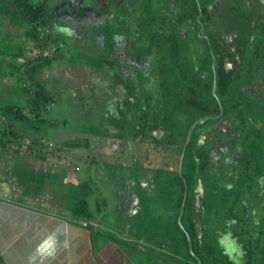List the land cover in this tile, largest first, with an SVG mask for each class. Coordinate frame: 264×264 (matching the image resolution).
Returning a JSON list of instances; mask_svg holds the SVG:
<instances>
[{
	"label": "crops",
	"instance_id": "1",
	"mask_svg": "<svg viewBox=\"0 0 264 264\" xmlns=\"http://www.w3.org/2000/svg\"><path fill=\"white\" fill-rule=\"evenodd\" d=\"M15 19L21 22L16 17ZM6 22V16L0 12V117L9 122L14 121L17 125H24V129L19 128V132L26 136L41 129L39 127H43V130L38 134L41 138H35V142L31 140L27 146L24 143L18 144L16 140H19V134L14 130L10 143L18 147H13L14 145L5 143L3 137L0 138V264H194L188 256H178L180 249L186 254V244L184 240L182 243L176 240L178 228L175 226L174 203L165 208L168 216H175L171 221L167 218L166 225L159 223L160 212L156 219L158 224L150 221L152 215H157L154 212L157 210H153L152 205L155 186L160 184V161L172 173L167 182H172L171 178L174 181L175 169L174 166H169L175 162V157L177 162L179 144L178 141L174 142L167 155L163 156L162 148L157 142L164 135V129L157 123L155 129L147 131L149 136L144 139L146 142L136 144L138 136L131 133L129 128L133 127L129 114H133L134 105L127 108L124 116L120 107L121 93L117 92L118 89H123L128 74L133 71L130 60L134 54L131 56L127 49L122 60L117 62L114 57L115 61L110 63L109 68L116 66L118 72H110L104 80V88L101 84H96L102 80V76L96 78L98 82L91 83L85 77L92 74L95 68H104L103 73L109 72V68L105 67L108 54L100 42L96 43L97 46L94 44L92 52L83 51L78 55L83 58L80 65L75 64L77 60L72 55L69 56L67 61L73 63L72 67L64 63L58 65L56 59L45 58L44 62L29 57L31 62L27 68H23V80L17 74V63L7 58L8 54L19 57L16 55H21V49L16 50L19 53L8 49L6 51L5 44L7 46L15 38L6 31L7 28L10 29L8 23L3 27L2 24ZM116 26V22L109 20L103 29L108 32ZM95 30L94 33L101 37L100 30ZM24 39L29 45L36 46L40 38L31 29L25 33ZM136 59L137 64H140L139 55ZM4 73L9 78H17L16 81L6 82ZM54 74L61 77V80L54 78ZM167 77L171 78L169 75ZM40 79L47 82L41 88L37 86ZM162 82L170 81L165 79ZM255 86L263 92L262 84ZM93 88L99 91L107 88L105 91L108 92L105 97H101L103 103L96 109L91 105L89 108L83 105L88 99L94 98ZM41 92L45 94L47 102L41 100ZM52 100L54 105H50ZM143 107L142 111L147 110V106ZM8 108L13 109L11 113H23L32 124L15 120L13 115L8 114ZM122 117L124 126L121 124ZM186 121L187 119L182 120L180 131L186 128ZM150 124L151 122L146 123L147 126ZM2 135L4 136V132ZM48 139L55 146L47 148L42 145V141ZM37 142H40V146ZM66 143L82 145L72 146L77 151L73 154L74 149H68L70 147L65 146ZM247 148L245 144L244 149L252 156L254 151ZM93 149L98 150L97 154L89 156ZM257 153L263 155L264 159V152ZM134 154L146 157L147 160L142 165L135 161ZM259 161L262 163L255 168L253 178L257 185L264 183V161ZM240 171L241 169L237 171L238 174ZM88 176L91 178L89 181ZM237 179L238 177L225 180L222 187L227 189ZM102 190L108 193L105 201L99 203L96 196L101 198L99 192ZM78 191L85 195L79 199L86 201L82 206L90 212L89 218H81L76 214L77 203L73 205L69 201L70 193L77 195ZM259 193L257 199L263 207L264 186L259 188ZM146 205L150 208L146 209ZM151 210L153 212L149 213ZM143 212L150 216V231L147 230L148 225L143 228L139 221ZM193 219L196 218L187 219L189 225L194 222ZM83 221H93L96 227H84L81 223ZM163 227L171 233L170 241L160 234ZM138 233H142L144 238ZM216 244L219 247V235ZM239 245L242 258H229L224 253L223 256L234 264H253L248 262L252 259L245 253L244 247L240 243ZM200 247V243L194 244L195 249ZM188 249L187 254L191 255L192 249L189 246Z\"/></svg>",
	"mask_w": 264,
	"mask_h": 264
},
{
	"label": "rangeland",
	"instance_id": "2",
	"mask_svg": "<svg viewBox=\"0 0 264 264\" xmlns=\"http://www.w3.org/2000/svg\"><path fill=\"white\" fill-rule=\"evenodd\" d=\"M28 1L38 4L43 0H28ZM131 1L132 0H49L50 4L52 3L53 6L50 8L49 13H48L49 25L47 27L42 26L40 24H29V23L17 22L14 14H12L9 9H5V10L1 9L0 12L2 15L6 16V21H7L5 24H2V25L4 27L8 23L9 24L8 26L10 29L7 28L6 31L9 35L15 37L13 38L14 40L13 42L11 41V43L8 44L7 46L5 44L6 51L8 49L9 51L11 50L10 52L14 53V52H17L16 50H18V48L21 49V55L19 52H17L19 54L16 55L19 57L11 56L8 54L9 57L7 58H10L12 62L15 61V63H17V66H16L18 70L17 74L19 73L20 77L22 76L21 78L23 80L25 79V77H23L24 72H25L23 68H27L30 64L29 62H31L28 59L29 57L35 58L36 61H44V62H46L45 58H47V60H49V58L51 60L56 59V63L58 65H60L61 63H64V64H68L69 67H72L73 63H71L70 61H67L69 56L72 55L73 59L75 58L77 60L75 64L80 65V62H82L83 58L79 57L78 55L81 54L83 51H87L88 53L92 52L94 44L99 42L100 40H103L107 44L108 49H109V51L105 52L108 54V57H107L108 61H106V65H105L106 68H109L110 63L115 61L114 57H116L117 62L122 60L126 55L127 49H129V51L134 54L133 60H137L136 59L137 58V38L134 35V33L136 32V29L135 27H131L132 15L128 13L130 6L132 4L136 5V0H133L130 6H128V3ZM177 1L179 2L180 0H177ZM250 1L257 10L256 13L251 15L252 18L251 19L249 18L250 25H251L250 30L252 31L255 28L257 16L262 15V12L264 13V8L259 7L257 0H250ZM214 5L215 7H217L218 5L219 6L221 5L222 9L224 8L223 11H228V14L226 16V18H228V16L233 12L231 11V9L236 10L235 5L237 6L238 3L232 2V1L226 2L225 0H215ZM202 6H204L205 8L204 7L202 8ZM212 6L211 4L207 6L203 2V0H198L197 5H196L197 14H198V17L202 18L201 21L199 20V18H197L196 21L198 25L204 22L205 20L204 16L206 15V11L208 10V8L211 9ZM224 6L229 7V9L225 8ZM82 8L88 10L89 12H87L86 10H83ZM94 10H99V11H96L94 13ZM202 10H203V15L201 16L200 12H202ZM161 11L163 13H167V11H164L163 9ZM127 14H128V20H126ZM229 17H231V15ZM109 20L111 22H116L117 23L116 28L118 27L119 28L110 29L108 32L105 28L103 29L104 24L106 23V21H109ZM229 20L230 22L235 21L237 20V17L229 18ZM235 23L236 25H238V22H235ZM184 27H186L187 29L188 27H190L191 30L188 29L189 30L188 36H193V29H192L191 23L185 24ZM95 28L97 30L98 29L100 30L102 36L105 34L104 37L97 36L94 33L96 32ZM241 28H243V26ZM31 29H34L38 33V37L40 38L39 43H36V46L29 45L28 42H26V40L24 39L25 33ZM234 30H235L234 35L236 37L235 39L231 38L230 40L233 39L232 41L235 43L237 42L236 38H237L238 33H237V28H235ZM200 31H201V28L198 30V33H197L198 40H195L196 42H195L194 53L190 54L189 58L185 56L186 61L188 62H184L183 64H179L175 62L174 66L171 65L168 68L161 66L159 62L158 64L159 69L157 71H150L149 75H146V74L143 75V74H140V72L136 71V74L133 77L134 84L133 85H127V84L123 85L124 87L122 90L121 89L117 90V92L121 93V98H120L121 102L123 103L130 102L132 106L133 105L137 106L136 114L138 115H139V112L141 111L140 109L141 107L139 105H142L143 107V103H149L151 105V109L153 110V112L156 115H158V110L154 109V106L158 104V98L161 97L162 95L160 94L159 91H156V93H150L148 91L152 89H153L152 91L160 90L162 89V87H148V85L152 83L153 80L157 81L159 85V82L167 74L170 76L176 75L177 77L185 76L187 78L182 80L184 82V84L182 85L184 88L182 90L183 98L185 97L191 98L193 102L192 107L194 108L195 107L204 108L208 104L212 106H217L219 113L216 116L219 117V121L217 122L214 121L212 125L216 126L218 123L222 122L221 115H220V109H219V106L221 105H220V100H219L218 89L216 92L214 91V82H212L211 87L209 88L208 84L203 82L204 81L202 79L203 77H201L198 71L199 66L194 65V62L200 63L201 60L207 58V51L210 50L209 49L210 46L211 48L215 50L214 54L217 51V48L215 47V45L213 43L210 44V41L208 39V36L210 34H208V36L206 34H200ZM226 34H228V32H226ZM255 35H259V32L256 31ZM259 44H260V39L255 37L254 46L257 49L259 48ZM61 45L62 47H60ZM238 52L239 51H235L236 54H238ZM254 53L256 54V52ZM254 53L248 52V55L251 54V56H253ZM171 55L172 54H167L165 55V58H167L168 61H171ZM200 55L202 56V58ZM91 56L93 57V55ZM261 57L264 60V57L262 55H260V58ZM63 58L66 60H64ZM219 58H220L219 55H217V61H219ZM238 58L239 57H237V59ZM95 62L98 63V60H96ZM99 62L101 63V61ZM133 65L134 64H131V66ZM188 65L190 66L191 69L194 70V71H190L189 75L185 71L180 70V69H185V68L187 69ZM244 65H245V69L250 71L249 75L251 77L247 79V83H246L247 86L244 87L246 94H243V96L239 95L240 94V91H239L240 84L244 85V83H242V79L239 78V80H237L236 78H232L233 80L238 81L237 83H234V86H233L235 87L237 85L238 90L236 92L234 91V89H232L234 91V95L233 96L229 95L230 97L229 100L234 101L236 100L237 97L239 96L242 97L241 105H239L237 108L233 107L232 111L233 113H239L240 116L242 117L241 118L242 120L247 119L251 121L253 133L249 134L248 138H249V146H252V144L257 143V142L262 143L264 140V132H260L259 134L254 133L264 128V110H262L263 104L261 102H256L261 97L260 94H262V92L259 91L258 86H255L254 89L252 88V85L263 84L261 78L264 77V63L261 61L260 64L257 65L256 63L252 64V63L245 62ZM84 67H87V66L84 65ZM248 67H252V69H248ZM47 69L49 68L47 67ZM102 69L104 68H101L99 70H96L95 68L92 71V74H87L85 77L88 78L87 79L88 82L89 83L98 82L96 81V78L99 76H102V80H101L102 82L99 81V83H96V84L98 85L101 84V87L104 88V86L106 85L104 83V80L107 79L108 76L110 75L111 68H109L108 73H103ZM70 72H72V70H70ZM5 76H6V82L9 80L15 82L17 79V78H9L7 73L3 74V78ZM213 76H216V73H214ZM54 78L60 79L61 77H58L57 75L54 74ZM249 79L252 82L251 84L250 82H248ZM45 84H47L46 80L40 79L39 83H37V86L41 88ZM186 85H187V88H185ZM199 86L203 87L202 93L200 91H196V89ZM194 87H197V88H194ZM110 88L111 86L108 87V90H110ZM106 89L107 88H105L103 91H99V89L93 88L92 94L94 95L93 96L94 98H91V100L88 99L86 103H83V105L87 106L88 108L90 105H91L90 107H93L94 109L99 108V106H101L103 103L101 101V97L102 96L105 97L108 94V92L105 91ZM134 94L139 95V96L135 97ZM72 95L77 96L74 93H72ZM145 99L149 100V102H145ZM212 100L216 101L217 105H214L211 102ZM224 100H226L225 97H224ZM248 101L249 102L254 101V105L249 115H248L249 110L246 107L250 105ZM160 104L162 106L161 102ZM50 105H54L53 100L50 101ZM127 108H128L127 106L122 107L123 109L122 112L124 116H125V113H127ZM207 116H210V115H207ZM205 117L206 116L200 118L199 116L197 117V115L189 116L188 123L194 119L193 120L194 122L193 121H192L193 123L191 122L193 125ZM178 121H179L178 116L176 117V115H174L173 125L169 128V130H167V128L165 127V130H167L165 131V135L161 136L157 142V144L161 146L162 148L163 155H167V151L169 147L174 144L175 140L173 138V134L177 131V134L179 135V131H180L179 129L181 125L179 126ZM158 122L159 121L157 120V124L159 125ZM223 123L226 124L227 121L225 120L223 121ZM121 124L123 126L125 125L124 117H122L121 119ZM202 125L203 123L196 124L197 129L201 128ZM19 128L24 129V125L22 124L17 125V123H15L14 121L9 122L7 120H3V118L0 117V133L2 134L4 132V136L3 135L1 136L0 134V138L3 137V139H5V143L14 145L13 147H18V145L16 146L14 143H10V140L13 139V136L11 135L13 130L16 131L17 134H19L17 135V137H19V140H16L19 145L24 143L25 146H27L29 143H31V140L35 142L37 138H41V136H38V134L40 130H43V127H39L41 129H38L32 132L31 135L28 134L27 136L24 133L19 132ZM134 128H138V125L134 126ZM219 130H221L220 127L218 128V131ZM225 130L227 131L228 128L225 127ZM50 139H48V143H50L51 146L52 145L55 146V143ZM57 140H59L58 137H57ZM37 143L40 146L39 144L40 142H37ZM37 143H34V144H37ZM220 143H222V141ZM200 144L201 142L198 143V146H200ZM50 145H47V148ZM64 145L70 147L68 149H74L73 147H75L76 145L80 146L82 145V143H77L76 145L72 143H66ZM217 145L218 144L215 143L214 145L210 146V153L212 155L211 161L213 162V164H219L218 161H221L222 167L220 165L219 167L225 168L223 170L228 169V173H227L228 177L225 173H223L222 176L218 175L214 179L212 178L211 173H208L207 171H204V170L202 171L200 169L199 176L196 178L197 179L196 182L192 180V183L189 187V194L187 195V197L189 201L193 199V185L196 184L199 180L203 186V189L205 190H204L203 197L199 201V204L202 207V209L199 212L200 217L198 216V218L200 220H204L206 216L215 215L219 221V226L217 227V229L214 228L215 230H213L212 228L210 231L216 236L219 235V247L221 248V252L227 255L229 258L241 257L242 249L240 248L239 242L241 243V246H243L242 242H245L244 239H247L246 242H249V243L253 242V244L250 243L252 247L255 246L254 244H258L259 242L260 243L264 242V226H261L264 223V206L263 207L262 205L260 206L259 200L257 199V196L260 195L259 188L264 186V183L262 182L260 185H257L255 182H253L254 180L253 178L256 174L255 166L257 164L258 165L260 164L259 159H262L263 161L264 159L262 158L263 155H259V153H253L252 155L253 159L251 163L249 164L247 162H243L241 166V171L238 176L237 161L243 153L239 150H236L232 152L229 156L230 152L228 150L227 144H225V146L219 147V151H218V147L214 148V146H217ZM249 146L247 150H250ZM70 151L72 152V150ZM97 152L98 150L96 151V149H93L92 152L89 154V156L93 154L96 155ZM182 152L183 151H181L180 154H182ZM76 153L77 151H75L74 149L73 154H76ZM70 155H72V153H70ZM228 156L230 157V159L228 158ZM187 160H189L188 152L185 156L184 164L186 163ZM160 165H161V169L158 174L162 180H167L168 177L165 173L166 170L168 171L167 166H165L162 161H160ZM58 166L59 165H55V167H58ZM172 166H174L175 170H177V167L173 163H171L170 168ZM162 169L163 171H161ZM191 169H192V166H189V169L187 171L183 169L182 172L183 173H185V171L189 172L191 171ZM216 169L219 170V168L217 167ZM235 173L238 179L235 180L233 184H229L227 186V189H225V186L222 187V184L223 182H225V180L237 178V177H234ZM90 179L91 178L88 176V181ZM178 184H179V181L176 178L174 182L173 181L170 183L166 182V183L158 184L157 186H155L154 204L152 205V208L153 210H157V211H154L157 213V215H152V218L150 219V221H153L154 224H158V221L156 219H157V216L159 215V212H160V216H159L160 224L166 225L167 218H169L171 221V219L175 217V216L172 217V215L168 216L166 214L167 212L165 211L166 210L165 208H167L168 206L171 207L173 203L174 204L177 203V198L179 195V191H178L179 185ZM231 192L233 193L230 194ZM99 193L101 195V198L100 197L98 198V196H96V199L98 200L99 203L101 201L104 202L105 195L108 192H105V190H102ZM257 193L259 194L253 196L254 194H257ZM238 194H241V195L240 197L237 198ZM82 197H85L82 191H78L77 195L70 193L69 201L72 202L73 205H75V203L80 202L79 198H82ZM0 198H2V196ZM182 200H183V196H182ZM81 202L86 204V201L84 200H81ZM203 202H206V204L202 206ZM80 205L82 204L80 203ZM244 207H246L245 210H244ZM145 208L146 209L150 208V206L146 205ZM231 209H238L241 211L240 216H238L237 220H233L234 221L233 223H231L232 220L228 219L229 217H227V213H229V211H232ZM205 210H206V215L203 216L205 214ZM150 212H153V211L151 210L149 211V213ZM175 213L177 215L176 208H175ZM231 213L234 214L233 211ZM141 215L142 216L139 218V221L141 222L143 228L148 225L147 230H149L148 228L150 227V221L148 220V218L150 216H146L144 212L141 213ZM212 219L213 218H208L206 222L207 223L214 222ZM176 221H177V218H176ZM193 221H194L193 223H195V226L199 227L197 224L198 223L197 219H193ZM184 223L187 229L190 230L191 225H189L188 222L186 221H184ZM209 224H207V226L204 224H200L201 234L198 235L199 237L200 236L203 237L202 229L203 228L208 229L210 226ZM165 228L166 227H163L162 229L164 230ZM162 229H160V234L170 241V239L172 238L171 233H168L167 230L163 231ZM180 229L179 228L176 229L177 234L175 236H176V240L182 243L181 241L183 240V238L181 236L182 234L180 232ZM230 229H233L234 232L237 234L244 235L245 238L239 235L232 239V236H230L232 232L231 234H229ZM149 231H147L146 233H149ZM207 231L205 230L204 233L210 234ZM182 232L184 233L185 231H182ZM138 235L139 236L141 235L144 238V235L142 233H138ZM234 240H238V241L236 242ZM180 250H179L180 255L178 256H186V257L188 256L187 247L184 248V250L186 251V254H183V251L181 252ZM252 250L255 251L253 248ZM191 255H193L192 251H191ZM260 255L261 254H259V256ZM245 258H246V261H248L246 256ZM261 259H262L261 257L255 258L253 260H249L248 262L249 263L259 262L261 261Z\"/></svg>",
	"mask_w": 264,
	"mask_h": 264
},
{
	"label": "trees",
	"instance_id": "3",
	"mask_svg": "<svg viewBox=\"0 0 264 264\" xmlns=\"http://www.w3.org/2000/svg\"><path fill=\"white\" fill-rule=\"evenodd\" d=\"M192 2V6L195 7L196 9V1L198 2V0H190ZM227 1H232V2H240L242 0H225ZM185 2V1H184ZM203 2L209 6L211 4V6L213 5V3L215 2V0H203ZM0 11L5 10V9H9L17 18V20L21 21V22H27L30 24H40L42 26L47 27L49 25L48 23V13L50 8L53 6L52 3L50 4L49 0H43L38 4L29 2L28 0H1L0 1ZM166 4V3H165ZM163 4V5H165ZM241 5L243 6V8L241 7ZM225 8H228L227 6H224ZM246 6L244 4H238L237 6L235 5V9L233 10L231 9V11H233L230 15L231 17L228 16V18H226L228 11H223L224 8L222 9L221 5L219 6V15L217 14L218 11H214L208 8V15L209 16H219V30H215L212 33L209 32L208 34H210L208 36V34L206 33V35L208 36V39L210 41V44L213 43L215 45V47L217 48V51L214 54V49L211 48V46L209 47L210 50L207 51V58L203 59L200 61V63H196L194 62V65H198V71L201 75V77H203L202 79L204 80L203 82L207 83L209 88L211 87V84L213 82V74L216 73V84H217V88H218V92H219V100H220V105L223 109V116H229L231 117L234 122H236L237 126L241 129L242 126L240 123L243 122V120L241 119L242 117L240 116L239 113H233L232 108H237L239 105H241V100H240V96L238 97V99L236 100H232L231 102L229 101L230 97L229 95L232 92V88L234 86V83H237L238 81L233 80L232 78H236L237 80H239V78H243V76L245 75L244 71H247V76L250 73L249 70H245V65L244 63H256L257 65L260 64V62L262 61L264 63V60L262 59V57L260 58V55H262L264 57V42H260L259 44V48L257 49V55H253L251 56V54L248 55V52H252L253 51V46H254V41L253 42H249L250 40V35L254 33H256V31L259 32V35H255V37L259 38L260 41L262 40V38H264V14L262 15H258L257 16V21H256V25L255 28L251 31V25H250V18L249 16L253 15L252 13H248L246 8ZM181 9V8H180ZM179 9V11L184 12V8H182L181 10ZM244 9V10H243ZM197 10V9H196ZM245 11V12H244ZM250 14L248 16V14ZM133 14V13H132ZM208 17V16H207ZM233 17H237V20L230 22L229 18H233ZM176 19V17H175ZM126 20H128L126 18ZM205 21V20H204ZM131 22L132 19H131ZM235 22H238V25H236ZM133 26H135V24L132 23ZM191 25H192V29H193V36H190V42H191V50L186 49V47L184 45H182V47L179 48V51L177 52V54L183 59V61L180 60V57L178 55L175 56L176 62L179 64H183L184 62H188L186 61V57L189 58L190 54H193L195 51V40H198L197 37V32L200 28V25H198L196 20H192L191 21ZM229 25V27H231L233 30L235 28H237V38L236 41L237 42H233L232 40L235 39V31H231L230 33L226 34V26ZM243 26V28H241ZM191 30V28H190ZM201 34H204L201 33ZM226 35V36H225ZM231 38H233L232 40H230ZM38 39V38H37ZM224 42V43H223ZM222 44H225L224 46ZM194 45V46H193ZM229 45H232L231 47L237 49L238 46H240V48H238L239 51V58L236 60V53L235 50L232 53H229ZM207 46V45H205ZM214 47V48H215ZM206 48V47H205ZM204 49V47H203ZM211 51V53H210ZM219 51V52H218ZM218 52V54H217ZM237 54V55H238ZM217 55H219V61H217ZM186 56V57H185ZM201 56V55H200ZM202 58V56H201ZM214 60V62H213ZM235 61H239V63L235 62ZM214 65V66H213ZM248 69H252V67H248ZM262 69V68H261ZM181 71H185L188 75L190 73V71H194L193 69L190 68V66L188 65L187 69H180ZM166 71V70H165ZM215 71V72H214ZM167 75H165V77L159 82V85L156 87H162V89L160 90H150L148 92L150 93H156V91H159L160 94L162 95L161 97H157L158 98V104H156L154 106V109L158 110V115H156L153 110L151 109V105L149 103H143V106H147V112L143 113V112H139V115L136 114V107L134 106L133 109V114H129L131 116V122L130 124L132 126H136L135 124H137L138 122V127H140V134H139V138L141 140L145 139L147 137V131L150 129H155L156 128V123L157 120L159 121V125L163 127L164 129V135H165V131L169 130V128L173 125V118L174 115H176V117L178 116L179 118V126L182 125V120L183 119H187L185 125L186 128L179 131V135L177 134V131L173 134V137L175 138V140H178V144H179V153H180V149L181 145L184 144L185 138H186V133L187 130L189 128L190 123L194 120H191V122L188 123V116H193V115H197V117L199 116L200 118L210 115V116H216L219 111H218V107L217 106H212L210 104L206 105L204 108H199V107H192L193 102L192 99L189 97H185L183 98V84L184 82L182 81L183 79L187 78L185 76H176V75H172L170 76L171 78H168ZM174 76V77H173ZM248 78H251L248 76ZM167 79L170 82H165L163 83L162 81ZM262 82H263V86H264V77L261 78ZM250 81V79H249ZM251 82V81H250ZM252 83V82H251ZM195 85V84H194ZM187 88V85L186 87ZM197 88V87H194ZM264 88V87H263ZM202 89L203 87H198L196 89V91H200L202 93ZM207 89V87H206ZM217 92V94H218ZM242 93H240L239 95H241ZM41 100H43L44 102H47V98L45 96V94L43 92H41ZM224 97L226 100H224ZM145 102H149V100L145 99ZM160 102L162 103V106L160 104ZM214 105H217L216 101L212 100L211 101ZM249 102V101H248ZM258 102H261L263 104L262 110H264V93H262L261 97L259 98ZM230 103V104H229ZM235 103V104H234ZM234 104V105H233ZM250 105L246 106L249 110L248 115L251 113V109L254 105V101H250L249 102ZM126 106L132 107L131 103H127L126 102ZM142 108V105H139ZM140 108V109H141ZM9 109V113L10 115H13V118L15 120L18 121H25L27 122V124H32L31 120L26 118V116L21 113V112H13L12 108H8ZM139 109V108H138ZM220 109V108H219ZM7 112V111H6ZM195 113V114H194ZM245 124L247 127H249V123L247 122V119L244 120ZM147 122H151L150 126H147L146 123ZM210 124V123H207ZM206 124V125H207ZM158 125V124H157ZM165 127L167 128V130H165ZM181 127V126H180ZM202 129L204 128L203 126H201ZM180 130V129H179ZM197 130H200V128H198ZM249 130V129H248ZM246 135H247V140L249 142V132L246 130ZM149 136V135H148ZM141 142H146V141H141ZM248 142H246L245 144H247ZM249 144V143H248ZM247 144V145H248ZM251 149V147L249 148ZM189 154V160L185 162V156L186 154ZM205 152V148L201 147L200 149H194V146L190 144L187 145L186 147V151L184 154V159H183V169H185L186 171L189 169V166H192L191 171H189L187 174L186 173H181V176L178 174V172H175V180L177 178V180L179 181V195L177 198V203H176V210H177V215L176 218H178L179 216V207L181 205V201H182V196H183V191L185 189L184 184H183V180L186 181V185H187V195L189 194V187L192 183L189 182L190 179L194 180V182H196V178L199 175L200 169H204V167H206L207 163H206V154H204ZM179 156V155H178ZM252 156L250 154V152L247 154V156L244 158V162L247 163H251L252 161ZM190 163V165H189ZM182 169V170H183ZM163 171V170H161ZM166 175H170V173L168 171H165ZM132 179V178H131ZM174 180V181H175ZM173 181V182H174ZM194 186V185H193ZM240 192V191H239ZM233 192H231L230 194H232ZM242 194V193H241ZM241 194L237 195V198L240 197ZM84 204L81 201L78 202L75 206V208H77L76 210V214H78L81 218H89L90 217V212L87 211L86 207L84 208V206L80 205ZM206 204V202L202 203V206ZM202 209V207H201ZM233 211L234 214H232V211H229V213H227V217H229L228 219L232 220L231 223H233V220H237L238 216H240L241 211L238 209H231ZM206 215V210H205V214L203 216ZM195 216H199L200 217V213L195 215L194 214V209L191 207V203L188 200L187 197V202L184 208V213L183 216L181 218V223H182V227L183 230L185 231L184 233L181 231L180 226L178 225V222H175V226H177V228L180 229V232L182 234V238L186 244L187 247V252H188V242L186 240V233L189 235L191 241H192V250L193 252L196 254V256L200 259L201 264H234L231 260H228L227 257L221 252V249L217 246L216 244V240L217 237L216 235H214L210 230L213 228V230H215L214 228L217 229V227L219 226V221L216 218V216L214 215H209L206 216L205 219L203 217L204 220H201V224H204L207 226V224H209V228L206 229H202L203 231V237L202 236H198V228L195 226V223H190L191 228L190 230L187 229L184 221L187 222V219L189 217L194 218ZM208 218H213L212 220L214 222H209L207 223V219ZM222 218V216H221ZM211 220V221H212ZM189 224V223H188ZM244 224V223H243ZM264 226V223L261 225ZM209 232L210 234H206L204 233V231ZM215 232V231H214ZM232 232V236L237 237L240 234H237L234 232V230H231ZM230 232V233H231ZM218 235V234H217ZM208 236V237H207ZM243 236L244 235H240ZM202 237V239H201ZM245 242H242L245 253H247L248 257L251 258L252 260L255 258H262L261 262L259 263H253V264H264V242L263 243H258V244H254L255 246L252 247L251 244H253V242H246L247 239H244ZM196 242L200 243L201 247L200 249H195L194 248V244H196ZM240 243V242H239ZM241 244V243H240ZM252 248L255 250L253 251ZM259 254H261L259 256ZM189 258L192 259L194 264H197L196 259L190 255V253L187 254Z\"/></svg>",
	"mask_w": 264,
	"mask_h": 264
},
{
	"label": "flooded vegetation",
	"instance_id": "4",
	"mask_svg": "<svg viewBox=\"0 0 264 264\" xmlns=\"http://www.w3.org/2000/svg\"><path fill=\"white\" fill-rule=\"evenodd\" d=\"M132 2L133 0L128 3V6H130ZM241 2L246 6L245 8L248 13L254 14L257 12L256 8L254 7V5L251 3L250 0H242L237 3L241 4ZM257 3L259 7L264 8V0H257ZM196 5H197V1H196ZM203 7L204 6H202V8ZM241 7L243 8L242 5ZM180 8L181 9L184 8V12L179 11ZM162 9L164 11H167V13H163L161 11ZM211 10L218 11L217 14L219 15V5L215 7L213 3ZM128 13L132 15V21H133L132 23L135 24V26L131 25V27H135L136 29L134 35L137 38V52L138 55L140 56V61H141L140 66L144 71V72L141 71L143 75L150 74V71H157V69H159L158 68L159 62L161 66H164L166 68H168L171 65L174 66L176 62L175 56L178 55L177 52L179 51V48L182 47V45H184L186 49L191 50L190 36H188L189 33L188 31L190 30V27H188L189 29L188 30L186 27H184V25L187 23H191L193 19L197 20V18H199L200 21L202 20V18L198 17L197 10L195 9L194 6H192L190 0H180L179 2L177 0H136V5L132 4L128 10ZM200 14L201 16L203 15V10L202 12H200ZM250 14H248V16ZM262 14L264 13L262 12ZM204 17H205V21L200 24V28H201L200 34L203 32L204 34L206 33L208 34L209 32L212 33L213 31L217 29L219 30L221 28V27L219 28V20H220L219 16H215V15L209 16L207 10L206 15ZM126 18L128 19V14ZM249 18H251V16H249ZM225 29L228 33H230L231 31H235L231 27H229V25H227ZM249 40H250L249 42H253V41L255 42L254 33L250 35ZM260 42H264V38H262ZM222 45L224 46L225 44ZM231 46L232 45H229V53H232L234 50L237 51L239 50L238 48H240V46H238L237 49H235ZM254 52L257 53V48L255 46H253V51L251 53ZM167 54H172L171 61H168L167 58H165V55ZM235 56H236L235 59L237 60L238 55L236 54ZM180 60L183 61L181 57ZM235 62L239 63V61H235ZM156 86H158V83L157 81L154 80L152 81V83L148 85V87H156ZM227 127L228 126H226V128ZM231 131L232 133H234V135L230 133ZM260 132H264V128L254 133L259 134ZM222 133L223 134L226 133L231 139H234L236 143L242 146L243 143L248 142L246 133H244L237 125L233 126L232 128H228L227 131L225 130L224 127V130L223 128H221V130L219 131L216 130L214 134L209 131L207 132L206 141L204 142L206 145L203 146L205 148L204 154H206V157L209 156L211 157L206 162L207 165L206 167H204V171L211 173L212 178L214 179L218 175L222 176L223 173H225L226 175L228 173V169L223 170L225 168H221L222 167L221 161H218L219 164L211 163V159H212V155L210 153L211 145H214L215 143L218 144L217 146H214V148L218 147V151H219V147L225 146V144L228 145V150H230L231 148V145L229 144L230 140L225 139ZM252 133L253 132L251 131L250 134ZM211 137L214 138L215 141L212 140ZM221 141L222 143H220ZM247 146H249V144ZM250 147H251L250 151H254L253 153L262 152L264 151V140L262 143L257 142L252 144V146H249V148ZM200 148L201 147H199L198 149ZM244 150L246 151V149ZM228 158L230 159V157ZM261 163L262 162L260 161V164ZM260 164L259 165L257 164L255 168L260 166ZM219 165L221 167H219ZM216 167L219 168V170L216 169Z\"/></svg>",
	"mask_w": 264,
	"mask_h": 264
},
{
	"label": "clouds",
	"instance_id": "5",
	"mask_svg": "<svg viewBox=\"0 0 264 264\" xmlns=\"http://www.w3.org/2000/svg\"><path fill=\"white\" fill-rule=\"evenodd\" d=\"M97 10H94V13L96 12ZM105 35V34H104ZM104 35L102 36V37H104ZM101 44H102V47H103V49H104V51L106 52V51H109V49H108V46H107V44L103 41V40H100L99 41ZM96 44V43H95ZM96 46H97V44H96ZM60 47H62V45L60 46ZM128 52H130L129 51V49H128ZM131 53V52H130ZM137 55H138V52H137ZM131 56H132V53H131ZM131 62H132V64H134L133 66H132V68H133V71L131 70V72L128 74L129 75V77H127V81H126V84L127 85H133L134 83V79H133V77L135 76V74H136V71L137 72H140V74H143L142 72H144L143 71V69H142V67L140 66V64H137V61L136 60H133V58L130 60ZM213 62H214V60H213ZM214 66V65H213ZM115 69V70H114ZM158 70V69H157ZM142 71V72H141ZM165 71V70H164ZM110 72H113V74L115 73V72H118V68L116 67V66H111V70H110ZM215 72V71H214ZM244 73H245V75L243 76V78H242V83H244V85H241L240 84V89H239V91H240V93H242L241 95L243 96V94H246V91L244 90V87H246L247 85H246V83H247V79H248V76L250 77V75L248 74V76H247V71H244ZM111 74V73H110ZM149 75V74H148ZM213 82H214V87H215V92L217 91V84H216V76H213ZM248 82H250V81H248ZM250 84H251V82H250ZM255 85H252V88L254 87ZM232 89H234V91H236L237 92V85L235 86V87H233ZM262 90H263V92L262 93H264V88H262ZM234 91L232 90V92H231V94H230V96H233L234 95ZM239 93V92H238ZM260 95H262V94H260ZM134 96L135 97H137V96H139V95H135L134 94ZM241 96H240V100H241ZM236 99H238V97L236 98ZM230 101V100H229ZM231 102V101H230ZM230 104V103H229ZM125 107L126 106V103H123V102H120V107ZM219 108H220V115H221V120H222V122H220V123H218L216 126H214V125H212L213 124V122L215 121V122H217V121H219V117L218 116H206V117H210V119H208V120H206L204 123H203V129H202V127L200 128V130H197V126H195L194 128H193V130H192V132H191V137H190V141H189V143L188 144H190L191 143V145H193L194 146V149H198L199 147H203L204 145H206L204 142L206 141V136H207V132L209 131V132H212L213 134H214V132L217 130L218 131V128L220 127V128H224V127H226V126H228L227 128H232L233 126H235V125H237L236 124V122H234V120L231 118V117H229V116H223L222 117V114H223V109H222V107L221 106H219ZM142 109H144V107H142L141 108V112H143V113H146L148 110H144V111H142ZM215 117H218V118H216L215 119ZM227 121V123L226 124H224L223 123V121ZM194 122V121H193ZM192 122V123H193ZM247 122L249 123V127H247L246 126V124H245V121L243 120V122L242 123H240L241 124V126H242V128L243 129H241L244 133H246V130L249 132V134L251 133V129H252V123H251V121L250 120H247ZM192 123H191V125H192ZM207 123H210V124H207ZM207 124V125H206ZM223 124V125H222ZM190 125V126H191ZM190 126H189V128H188V130L190 129ZM130 128V132L131 133H133V134H135V135H137L138 136V141H137V143L136 144H144L145 142H141V141H144V139L143 140H141L140 138H139V134L141 133L140 132V127H138V128H134V126L133 127H129ZM249 129V130H248ZM188 130H187V132H188ZM231 134H233L234 135V133H232V131L230 132ZM222 135L224 136V138H226V139H229L230 140V145H231V148H230V150H229V154H231L232 152H234V151H236V150H239V151H241L243 154L239 157V159H238V161H237V165H238V170L239 169H241V164H242V162H244V158L247 156V154H248V152L247 151H245L244 150V145H245V143H243V146L242 145H240V144H238V143H236L235 142V140L234 139H231L226 133H222ZM174 138V137H173ZM186 138H187V133H186ZM186 138H185V141H186ZM211 139L212 140H214L215 141V139L214 138H212L211 137ZM174 140H175V138H174ZM178 140H175L174 142H177ZM185 141H184V144H185ZM199 142H201V144H200V146H198V143ZM209 143H211V142H209ZM184 144L183 145H181V148L182 149H180V153H181V151H183V148H184ZM187 144V145H188ZM248 144V143H247ZM246 144V145H247ZM42 145H44V146H47V145H50V143H48V141H45V140H43L42 141ZM187 145L185 146V150H184V153H183V159H184V154H185V151H186V147H187ZM51 146V145H50ZM53 146V145H52ZM161 147V146H160ZM180 148V147H179ZM179 153V150H178V153H177V162H176V157H175V162L173 163L176 167H177V170H175L174 172H178V174L181 176V173H183L182 172V169H183V159H182V162H181V167H180V169H179V162H180V156H181V154ZM162 155V154H161ZM179 155V156H178ZM134 159H135V161H139V162H141V164L143 165V163H144V160H147V158L146 157H143V156H141V155H136V154H134ZM164 156V155H163ZM210 157L211 156H209V157H206V162L210 159ZM229 157V156H228ZM211 163H213L212 161H211ZM170 167V166H169ZM167 169H168V167H167ZM175 169V168H174ZM163 170V169H162ZM204 169H202V171H203ZM159 171H160V169H159ZM167 171V170H166ZM170 173V175L172 174L171 172H169ZM185 173L187 174L188 172H186L185 171ZM239 175V174H238ZM169 175H167V177H168ZM199 176V175H198ZM171 177V176H170ZM158 179H159V182H160V184H162V183H166L167 181H169V177H168V179L167 180H162L161 179V177L159 176V174H158ZM171 180L173 181V179L171 178ZM197 180V179H196ZM192 181V179H190V181L189 182H191ZM183 184H184V187H185V189H184V191L186 190L187 191V185H186V181L185 180H183ZM194 185H197V183L196 184H194ZM193 187H196V186H193ZM195 188H193V190H194ZM203 190H205V189H203ZM184 191H183V193H184ZM203 194H204V192H203ZM192 200L193 199H191L190 200V203H191V206H192V208L194 209V207H193V205H192ZM186 202H187V194H186V201H185V205H186ZM181 204H182V201H181ZM181 206V205H180ZM201 207V206H200ZM175 208H176V204H175ZM185 208V207H184ZM179 209H180V207H179ZM200 211H201V209H200ZM199 211V212H200ZM198 212V213H199ZM184 213V212H183ZM198 213H196L195 212V209H194V214L195 215H197ZM183 216V215H182ZM179 217V216H178ZM198 216H195V218H197ZM199 219V218H198ZM200 220V219H199ZM201 221V220H200ZM83 222H86V221H83ZM83 222H81V223H83ZM88 222V221H87ZM90 222H92V225H89L88 227H90V228H93V227H96V224L93 222V221H90ZM177 222H178V218H177ZM200 224H201V222H200ZM179 225V224H178ZM181 225H182V223H181ZM198 228V227H197ZM199 234H201V228H198V235ZM229 234H231L230 232H229ZM186 240H187V238H186ZM191 240V239H190ZM189 246V245H188ZM191 249H192V241H191ZM191 251H193V250H191ZM195 259H196V262H197V264H198V260L200 261V259L196 256V254L193 252V255H192ZM200 264H201V261H200Z\"/></svg>",
	"mask_w": 264,
	"mask_h": 264
},
{
	"label": "water",
	"instance_id": "6",
	"mask_svg": "<svg viewBox=\"0 0 264 264\" xmlns=\"http://www.w3.org/2000/svg\"><path fill=\"white\" fill-rule=\"evenodd\" d=\"M83 10H86L84 8H82ZM87 12H89L88 10H86ZM99 11V10H97ZM214 90H215V87H214ZM218 118V117H215V119ZM210 119V117H205L203 119H201L200 121H198L197 123L191 125L190 129L188 130L187 132V138H186V141H185V144H184V148H183V152L180 156V162H179V169L181 167V162H182V159H183V153H184V150H185V146L189 143L190 141V137H191V132L193 130V128L196 126V124H201V123H204L206 120ZM203 186L202 184L200 183V181L198 180L197 182V185L195 187V189L193 190V200H192V205L193 207L195 208V212L198 213L201 209L200 207V204H199V201L200 199L203 197ZM186 194H187V191L185 190L184 193H183V200H182V204L180 206V209H179V217H178V224L179 226L181 227V229L183 230V227L181 225V218H182V215H183V212H184V207H185V201H186ZM197 221H198V228H200V221L198 219V217L196 218ZM186 238H187V242H188V245L191 249V240H190V237L189 235L186 233ZM198 264H200V261L198 260Z\"/></svg>",
	"mask_w": 264,
	"mask_h": 264
},
{
	"label": "built area",
	"instance_id": "7",
	"mask_svg": "<svg viewBox=\"0 0 264 264\" xmlns=\"http://www.w3.org/2000/svg\"><path fill=\"white\" fill-rule=\"evenodd\" d=\"M82 225L84 226V227H88L89 225H92V222H90V221H86V222H83L82 223Z\"/></svg>",
	"mask_w": 264,
	"mask_h": 264
}]
</instances>
